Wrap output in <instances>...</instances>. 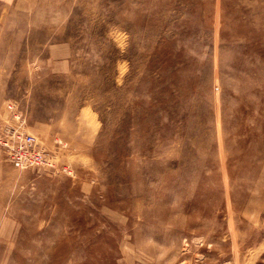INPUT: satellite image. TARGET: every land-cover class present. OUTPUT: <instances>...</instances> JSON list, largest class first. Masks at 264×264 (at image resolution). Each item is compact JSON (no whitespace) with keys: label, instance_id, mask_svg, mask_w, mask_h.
<instances>
[{"label":"rangeland","instance_id":"rangeland-1","mask_svg":"<svg viewBox=\"0 0 264 264\" xmlns=\"http://www.w3.org/2000/svg\"><path fill=\"white\" fill-rule=\"evenodd\" d=\"M0 264H264V0H0Z\"/></svg>","mask_w":264,"mask_h":264},{"label":"built area","instance_id":"built-area-1","mask_svg":"<svg viewBox=\"0 0 264 264\" xmlns=\"http://www.w3.org/2000/svg\"><path fill=\"white\" fill-rule=\"evenodd\" d=\"M0 145L6 149L10 163L19 170L50 165L36 138L26 135L20 127L0 125Z\"/></svg>","mask_w":264,"mask_h":264}]
</instances>
